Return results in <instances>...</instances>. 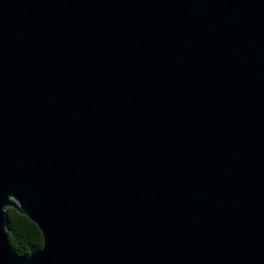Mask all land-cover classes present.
I'll return each instance as SVG.
<instances>
[{
    "label": "water",
    "instance_id": "obj_1",
    "mask_svg": "<svg viewBox=\"0 0 264 264\" xmlns=\"http://www.w3.org/2000/svg\"><path fill=\"white\" fill-rule=\"evenodd\" d=\"M0 264H264V0H0Z\"/></svg>",
    "mask_w": 264,
    "mask_h": 264
},
{
    "label": "trees",
    "instance_id": "obj_2",
    "mask_svg": "<svg viewBox=\"0 0 264 264\" xmlns=\"http://www.w3.org/2000/svg\"><path fill=\"white\" fill-rule=\"evenodd\" d=\"M6 214V233L10 247L18 254H30L38 250L42 246L43 236L37 225L18 213L14 207H8Z\"/></svg>",
    "mask_w": 264,
    "mask_h": 264
}]
</instances>
